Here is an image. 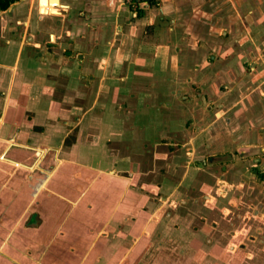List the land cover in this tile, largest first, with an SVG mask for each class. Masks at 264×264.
I'll return each mask as SVG.
<instances>
[{"label": "crops", "instance_id": "obj_1", "mask_svg": "<svg viewBox=\"0 0 264 264\" xmlns=\"http://www.w3.org/2000/svg\"><path fill=\"white\" fill-rule=\"evenodd\" d=\"M57 1L0 10V264H191L183 230L165 229L182 183L167 191L165 169L185 180L190 167L153 137L183 123L107 100L134 69L178 67L186 33L223 81L239 63L230 52L258 64L264 0H155L140 15L125 0Z\"/></svg>", "mask_w": 264, "mask_h": 264}, {"label": "rangeland", "instance_id": "obj_2", "mask_svg": "<svg viewBox=\"0 0 264 264\" xmlns=\"http://www.w3.org/2000/svg\"><path fill=\"white\" fill-rule=\"evenodd\" d=\"M125 1L137 15L149 7V0L137 6ZM193 37L185 34L186 45L173 61L178 67H165L159 60L154 67L134 69L135 81L121 84L125 96L111 98L107 105L121 111L149 109L159 125L183 123L172 135L165 131L153 137L175 143L165 146V152L173 150L181 168L190 167L185 180L182 173L165 169L167 191L182 182L166 209L165 229L183 230L191 264L195 251L201 252L202 264H264V91L258 92V87L264 90V58L260 55L261 62L248 66L241 51L230 52L239 63L235 80L226 82L216 76L223 67L209 65L214 52L193 49ZM225 53L217 57L224 59ZM253 68L261 71L259 77H249ZM151 117L138 115V122Z\"/></svg>", "mask_w": 264, "mask_h": 264}, {"label": "trees", "instance_id": "obj_3", "mask_svg": "<svg viewBox=\"0 0 264 264\" xmlns=\"http://www.w3.org/2000/svg\"><path fill=\"white\" fill-rule=\"evenodd\" d=\"M12 0H0V10H5L9 7L11 4ZM153 0H149L148 4L151 5L153 4Z\"/></svg>", "mask_w": 264, "mask_h": 264}, {"label": "built area", "instance_id": "obj_4", "mask_svg": "<svg viewBox=\"0 0 264 264\" xmlns=\"http://www.w3.org/2000/svg\"><path fill=\"white\" fill-rule=\"evenodd\" d=\"M141 2V0H128V3L130 4V5H138L139 3Z\"/></svg>", "mask_w": 264, "mask_h": 264}, {"label": "water", "instance_id": "obj_5", "mask_svg": "<svg viewBox=\"0 0 264 264\" xmlns=\"http://www.w3.org/2000/svg\"><path fill=\"white\" fill-rule=\"evenodd\" d=\"M53 1H54V2H56V4H55V5H57V4H58V1H57V0H51V3H52Z\"/></svg>", "mask_w": 264, "mask_h": 264}, {"label": "bare ground", "instance_id": "obj_6", "mask_svg": "<svg viewBox=\"0 0 264 264\" xmlns=\"http://www.w3.org/2000/svg\"><path fill=\"white\" fill-rule=\"evenodd\" d=\"M54 4H56V2L53 1Z\"/></svg>", "mask_w": 264, "mask_h": 264}]
</instances>
